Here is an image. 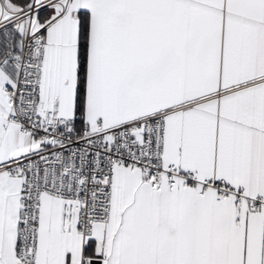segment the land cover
Segmentation results:
<instances>
[{"label": "snow or ice", "instance_id": "obj_1", "mask_svg": "<svg viewBox=\"0 0 264 264\" xmlns=\"http://www.w3.org/2000/svg\"><path fill=\"white\" fill-rule=\"evenodd\" d=\"M0 264H264V0H0Z\"/></svg>", "mask_w": 264, "mask_h": 264}]
</instances>
